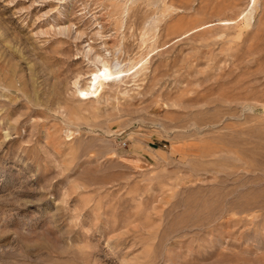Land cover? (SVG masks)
<instances>
[{
  "label": "rangeland",
  "instance_id": "obj_1",
  "mask_svg": "<svg viewBox=\"0 0 264 264\" xmlns=\"http://www.w3.org/2000/svg\"><path fill=\"white\" fill-rule=\"evenodd\" d=\"M0 264H264V0H0Z\"/></svg>",
  "mask_w": 264,
  "mask_h": 264
},
{
  "label": "bare ground",
  "instance_id": "obj_2",
  "mask_svg": "<svg viewBox=\"0 0 264 264\" xmlns=\"http://www.w3.org/2000/svg\"><path fill=\"white\" fill-rule=\"evenodd\" d=\"M103 65H105L107 68L103 71L102 69L100 70V71H96V72H94L93 73V76H92V84H91V86L89 87V89L87 90V91H90V92H92V93H94L93 91H95V88H96V86H97V83L99 82L100 83V79H99V76H100V74L103 72L104 73V75H106V76H111L112 75V70H111V67L108 65V64H103ZM92 93H90V94H92ZM89 94V93H88ZM87 94V95H88Z\"/></svg>",
  "mask_w": 264,
  "mask_h": 264
}]
</instances>
